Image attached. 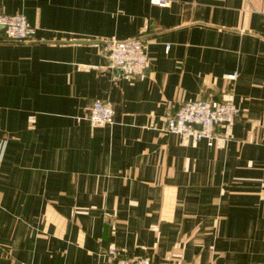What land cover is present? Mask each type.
<instances>
[{
	"label": "crops",
	"instance_id": "obj_1",
	"mask_svg": "<svg viewBox=\"0 0 264 264\" xmlns=\"http://www.w3.org/2000/svg\"><path fill=\"white\" fill-rule=\"evenodd\" d=\"M34 38L0 32V264H264V0H0ZM141 37L128 77L102 43ZM168 44V48L166 45ZM237 72L235 79L225 73ZM231 91L230 137L166 130L183 100ZM95 97L114 122L90 125Z\"/></svg>",
	"mask_w": 264,
	"mask_h": 264
},
{
	"label": "built area",
	"instance_id": "obj_2",
	"mask_svg": "<svg viewBox=\"0 0 264 264\" xmlns=\"http://www.w3.org/2000/svg\"><path fill=\"white\" fill-rule=\"evenodd\" d=\"M151 1L160 5L167 3V0ZM0 32L15 41H29L34 38V27L21 12L0 11ZM102 52L109 67L128 77L142 74L149 65L146 42L141 37L111 36L102 43ZM224 75L233 80L237 72L234 70ZM239 112L240 108L231 91L226 90L216 97L198 96L181 101L166 115V130L185 136L192 143L204 139L208 145H212L230 137L232 125ZM114 116L113 104L101 97L93 98L85 112V118L90 125L112 123ZM2 151L3 142L0 141V159ZM104 253L113 264H154L149 255L126 254L116 246L107 247Z\"/></svg>",
	"mask_w": 264,
	"mask_h": 264
},
{
	"label": "water",
	"instance_id": "obj_3",
	"mask_svg": "<svg viewBox=\"0 0 264 264\" xmlns=\"http://www.w3.org/2000/svg\"><path fill=\"white\" fill-rule=\"evenodd\" d=\"M68 41H80V42H94V43H99V42H104L106 39H98V38H93V39H76V40H68Z\"/></svg>",
	"mask_w": 264,
	"mask_h": 264
}]
</instances>
